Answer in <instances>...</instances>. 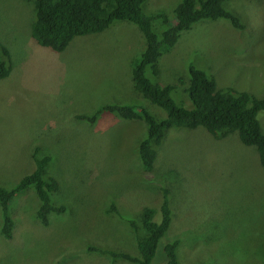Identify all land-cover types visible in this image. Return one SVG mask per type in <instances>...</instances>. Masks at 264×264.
I'll list each match as a JSON object with an SVG mask.
<instances>
[{
	"label": "rangeland",
	"instance_id": "obj_1",
	"mask_svg": "<svg viewBox=\"0 0 264 264\" xmlns=\"http://www.w3.org/2000/svg\"><path fill=\"white\" fill-rule=\"evenodd\" d=\"M180 1L143 4V12L158 17L152 21L158 36L175 22ZM227 5L247 28L224 18L198 20L160 55L155 77L146 71L152 80L175 85L170 97L183 107H192L184 91L190 65L210 73L218 88L264 95V0ZM33 17L30 0H0V42L12 65L0 80V186L9 189L33 170L30 156L38 145L54 157L48 173L60 183L55 201L65 210L50 213L43 225L32 215L38 205L33 188L15 194L12 235L0 233V264H130L89 254L85 244L136 253L129 225L104 209L114 200L123 215L138 218L153 206L159 221L161 186L172 193L174 216L153 264L165 262L163 245L172 237L181 240L179 264H245V256L246 264H264V168L255 147L236 133L216 139L202 126H173L152 170H143L137 153L146 135L142 120L107 112L93 124L70 117L75 109L90 114L107 102H129L132 68L145 47L139 28L114 21L74 36L57 52L32 37ZM146 107L165 116L154 104ZM257 117L264 132V113Z\"/></svg>",
	"mask_w": 264,
	"mask_h": 264
},
{
	"label": "trees",
	"instance_id": "obj_2",
	"mask_svg": "<svg viewBox=\"0 0 264 264\" xmlns=\"http://www.w3.org/2000/svg\"><path fill=\"white\" fill-rule=\"evenodd\" d=\"M30 1L34 7L32 37L41 46H47L57 52L65 49L74 36L97 33L114 21L135 24L144 37L145 47L132 68L133 96L129 98V102H107L90 114L75 109L70 114L75 122L86 120L93 124L100 114L105 112L124 119L142 120L146 124V135L140 140L137 153L140 166L146 171L152 170L157 158V148L166 131L173 126L185 128L202 126L218 139L229 133H236L242 144L255 147L260 166L264 168V132L257 117L258 112L264 113V95L258 97L232 86L218 88L216 79L210 73L190 65L189 78L187 82L184 81V91L191 100L192 107L186 108L175 103L170 97L175 85L162 84L146 75L148 70L152 77L156 76L160 55L169 51L181 32L189 29L198 20L224 18L239 30L247 28L238 13L235 14L228 7L227 4L231 0H181L174 8L175 22L159 36L152 29V21L158 17L143 12L142 7L147 0ZM162 17L166 21V17ZM17 63L15 59L12 60L13 65ZM11 69L9 52L0 42V78L7 76ZM140 97L145 100H141ZM148 102L160 107L165 116L162 111V115L156 111L157 115H154L146 107ZM30 157L34 165L30 173L9 189L0 186V214L3 218L0 233L6 238L11 237L15 224L10 213V200L15 194L29 187L33 188L38 200L32 215L43 225H47L50 213H62L65 210L63 203L55 201L60 183L48 173V167L54 157L38 145L34 147ZM161 188L159 221L154 220L156 208L153 206L143 207L138 218L123 215L114 200H110L104 209L106 214L115 213L129 225L136 253L116 250L113 247L103 248L98 243H86L87 253L105 256L111 263L120 261L130 264H153L152 260L156 256L159 242L169 229L174 216L168 196L171 191L163 186ZM180 241V238L172 237L171 241L163 245L166 258L163 264H179L177 249ZM247 259L245 256V264Z\"/></svg>",
	"mask_w": 264,
	"mask_h": 264
},
{
	"label": "clouds",
	"instance_id": "obj_3",
	"mask_svg": "<svg viewBox=\"0 0 264 264\" xmlns=\"http://www.w3.org/2000/svg\"><path fill=\"white\" fill-rule=\"evenodd\" d=\"M4 45H5V44H4ZM3 78H4V77H3ZM3 78H0V80L3 79ZM214 138H215V137H214ZM216 139H217V138H216ZM13 229H14V227H13ZM13 229H12V232H13Z\"/></svg>",
	"mask_w": 264,
	"mask_h": 264
}]
</instances>
